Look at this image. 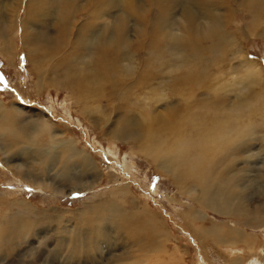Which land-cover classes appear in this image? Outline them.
<instances>
[{
    "label": "rangeland",
    "instance_id": "1",
    "mask_svg": "<svg viewBox=\"0 0 264 264\" xmlns=\"http://www.w3.org/2000/svg\"><path fill=\"white\" fill-rule=\"evenodd\" d=\"M52 5L55 14L50 13ZM43 6L45 17L38 19L30 15L37 8L34 1L0 0V103L19 117L15 128L5 132L14 140V151L45 147L60 152L63 143L73 142L76 153L49 158L32 171L19 168L20 159L0 145V215L11 216L14 206L8 202L19 200L32 213L20 216L21 226L36 214L55 218L43 226L31 225L44 233L36 239L33 229L26 251L5 258L6 247L0 246V264H251L255 258L264 264L260 117H255L254 138L234 151L239 174L225 189L224 194L230 193L220 197L223 214L201 207L186 189L182 192L175 174L169 175L171 170L162 172L138 151V144L126 141L127 131H119L128 119L143 125L147 115L177 121L186 108L201 110L221 93L232 103L237 95L247 99L246 90L262 89L264 99V2L44 0ZM248 7L259 10V15L245 16ZM55 15L63 28L55 24ZM91 30L89 40L78 37ZM103 31L108 35L99 39ZM207 31L213 38L202 40ZM30 32L33 35L23 40L22 34ZM37 33L45 37L40 46L33 40ZM221 36L224 47L220 57L210 56L209 72L190 58H177L181 52L190 57L189 50L199 52ZM153 37L160 56L152 67L147 65L145 47ZM56 40L63 46L57 48ZM5 48L9 50L3 52ZM110 53L117 54L114 61L105 57ZM187 72L192 73L191 80H181ZM140 76L145 86L138 85ZM77 80L99 82L100 99L88 102L95 96L80 93ZM152 92L158 93L156 105L138 100ZM97 104L98 114L88 110V105ZM39 126L51 137L37 133ZM122 187L125 192L113 194ZM116 219L128 224L126 230L116 231ZM236 233L244 239L226 243ZM93 239L97 241L92 243Z\"/></svg>",
    "mask_w": 264,
    "mask_h": 264
},
{
    "label": "bare ground",
    "instance_id": "2",
    "mask_svg": "<svg viewBox=\"0 0 264 264\" xmlns=\"http://www.w3.org/2000/svg\"><path fill=\"white\" fill-rule=\"evenodd\" d=\"M30 1L32 3L34 1L37 5L36 9L30 10V15L35 16V18L39 17L38 19L45 17V14H43L44 0H30ZM262 2H264V0H262ZM50 13L55 14L54 5L51 6ZM258 15H259V10H257L256 8L253 7L247 8L245 16L256 18ZM54 18H55L54 21L55 24L60 26L62 22L59 20V17L55 15ZM47 23L49 24V22ZM64 26L65 24L63 23L62 28ZM110 30L111 28H107V31ZM38 34L39 33H37L35 35V38L33 39L36 46H40L44 44L45 37ZM92 34H93V30L89 31L88 34L80 33L78 37L83 38L85 40H89ZM29 35H33V34L31 32L26 35L22 34L23 40H26L28 37H30ZM107 35L108 32L103 31L100 34L99 39H102ZM214 37H216V35H214ZM211 38H213V34L210 31H207L204 35L201 36L202 40H209ZM0 40H2L1 36H0ZM190 40H192V38H189L187 41ZM55 42L57 48L63 46V44L60 43L59 41L56 40ZM224 43H225V39L224 37L221 36L218 37L217 40L210 47L203 48L199 52H196L194 50H189L191 53L190 57L186 53L181 52L177 54L178 56L177 58L179 60L184 58H190L192 62H194L196 65L201 64L203 68L207 72H209V67L213 63V58L210 56L220 57L221 51L224 47ZM26 44L27 43L24 41V45ZM194 45H196V43H194ZM73 47L74 46L72 45L70 49H72ZM9 48H5L3 52H7ZM145 50L147 55V63H148L147 65L153 67L158 62L160 56V51L157 49L156 41L154 37L149 40L147 46L145 47ZM96 53L98 54V58H99L100 51ZM137 56L139 57V55ZM105 57L110 61H114L117 57V54L110 53L107 54ZM38 58L42 60L41 55H38ZM142 59H144L146 62V59L144 57H142ZM100 60L105 61L103 58ZM246 62L249 61L246 60ZM130 71H133V68H131ZM194 73H196V71H194ZM151 76L152 77L154 76L153 72L151 73ZM191 78H192L191 72L183 73L180 75V79L183 81H189L191 80ZM218 82H220V79H218ZM146 84L147 82L144 80L142 76H140L138 80V85L145 86ZM228 86H230V84ZM75 88L82 94L88 93L95 96V98L92 99L88 98L89 99L88 102L100 99V92L98 91H100L102 87L99 84V82H94L93 84H90L81 80H77L75 84ZM253 91L254 90L252 91L246 90L247 99L245 100H242L239 97V95H237L232 103H229L225 93L218 94V97H214V100L212 101L215 102L214 104L209 102L210 104L208 107H205L201 110L195 109L193 112L189 108H186L182 113L179 114V118L177 121L171 120L167 122L165 121V118L152 119L149 115H147L145 117L146 122L143 125H139L135 121V119H128L126 123L119 126V131H127L125 135L128 136V139L126 141L130 143L138 144L139 146L138 151L143 156L154 160V162L162 172L168 174V171L171 170L172 172L169 173V175L173 177V175L175 174L174 181L182 190V192H185L186 189L187 195L194 197L201 204V207L204 206L210 210L218 212L219 214H223L219 209L220 197L224 194V192H226L225 189L229 185L230 180L232 178H235L239 174V169H237V166L233 165V163L237 161L234 151L235 149H237L236 147H238L239 144H241V142L243 143L245 141H249L251 137L254 138L253 137L255 136L254 128L257 124L255 117L258 118L260 117L259 124L261 126H264L263 90L258 89L254 92ZM141 98H143L146 102H149L153 105H156L159 100L157 92H152L146 97H139L138 100H140ZM259 100L261 101L259 103L260 106H258L259 104L257 103ZM130 105H132V103L127 104L128 107ZM100 108H101L100 104L88 105V110L93 112L94 114H98ZM0 111H1L0 112V142H2L0 145L4 144L3 147L5 146L4 149L6 151H11L13 155H16L20 159L19 168L27 167L28 170L37 171L35 166L44 164L46 161H48L47 159L49 158L53 159V157H61L62 155L64 157L70 158L75 155L76 151L74 150L73 142H72V146L71 144L63 143L62 144L63 148L60 152L58 148H45V147L34 148L33 151H30L29 149H19L14 151L15 150L14 140L5 131L8 127L15 128L16 120L19 117L15 115V110L12 107L2 106L1 103H0ZM253 117H254V121H253ZM39 127L41 128L40 132L38 131ZM39 127L36 128L37 133L39 134L46 133L49 137H51L49 135L50 132H48V129L46 131L44 130L45 131L44 132L43 131L44 127L43 126L42 127L39 126ZM137 140H139L138 143L136 142ZM11 146L13 148H11ZM4 154L6 155L7 153ZM245 156L247 155L245 154ZM251 157L252 154L250 158ZM81 159H84V157ZM247 159H249V156L247 157ZM7 160L8 158L6 155V159L3 162ZM245 164L247 163L245 162ZM222 172L224 173V175L222 174ZM199 187L202 190V192L200 193H198V191L200 190V189L198 190ZM211 187L213 188L210 189ZM229 187H227V189ZM125 191L126 188L122 187L121 189L120 188L117 189L113 194L119 195ZM227 193L230 192L228 191ZM227 193L225 194L227 195ZM204 198L205 201L202 200ZM108 203H110V201H108ZM115 203H118V199L117 202ZM8 204L9 207L14 206L15 212L11 216L10 214L0 215V246L4 245L6 247L7 253L5 258H12L13 256H15V254H17V252H19V250L22 252L23 250L26 251V248L30 246V241L28 242V246L25 243L27 242L26 239L30 237L33 229L35 230L36 233V236L34 235L36 239H38L39 236L44 233L42 230L37 231V228L31 229L32 228L31 225L34 224L36 226L38 225L43 226L46 220L53 221L55 218L50 214H44V215L36 214L33 219H28L21 226L20 216L22 215L28 216V214H32L30 213L31 211H29L28 209L30 206L23 204V202H20L19 200L18 202L17 200H15L14 202L9 201ZM107 205H113L112 208L110 209L115 210L113 209L115 208L114 203H110ZM22 207H27L25 209L26 211L22 209ZM51 218L53 220H51ZM114 222L116 224V231L118 230L117 232H119V230L122 232L124 229L126 230L128 224L124 223L125 222L124 220L120 221L119 219H116L114 220ZM220 227H218V229ZM7 232L12 233L13 237L10 239L5 238V234ZM150 234L152 233L150 232ZM136 235L135 234L132 235L134 236L135 241H136V237H135ZM226 237L228 238V236H225V238ZM238 237H240V233L234 234L233 237L231 236L225 241L226 243L227 242L234 243L235 241L237 242L239 240L244 239L242 235L240 238ZM96 241L97 240L93 239L92 243H95ZM124 244H125L124 242L121 243V246H123ZM260 250L262 251V249L259 247L258 251ZM249 263L259 264L256 258L253 259L251 262L249 261Z\"/></svg>",
    "mask_w": 264,
    "mask_h": 264
}]
</instances>
